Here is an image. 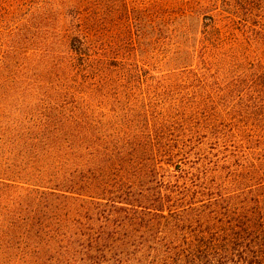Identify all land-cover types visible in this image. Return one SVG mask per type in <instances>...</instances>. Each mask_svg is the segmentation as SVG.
<instances>
[{"label":"trees","instance_id":"1","mask_svg":"<svg viewBox=\"0 0 264 264\" xmlns=\"http://www.w3.org/2000/svg\"><path fill=\"white\" fill-rule=\"evenodd\" d=\"M249 7L240 24L205 22L200 71L188 78L212 64L209 45L221 59L264 42V18ZM78 22L56 92L82 66L126 84L113 42L98 47L92 23ZM250 65L238 81L161 98L159 109L149 92L117 133H100L87 98L25 123L0 148V264H264V119L250 117L264 107V62ZM209 141L223 158L203 151Z\"/></svg>","mask_w":264,"mask_h":264},{"label":"rangeland","instance_id":"2","mask_svg":"<svg viewBox=\"0 0 264 264\" xmlns=\"http://www.w3.org/2000/svg\"><path fill=\"white\" fill-rule=\"evenodd\" d=\"M247 4L252 19L264 18V0H0V148L25 123L86 106L76 104L82 98L93 105L90 115L98 120L100 133H117L130 129V122L132 128L149 92L159 97L153 105L159 109L161 98L244 78L251 62H264V42L251 48L241 42L236 52L221 59L209 45L212 64L203 77L193 81L187 76L192 69L200 71L197 56L205 22L236 19L240 24ZM79 18L92 23L98 47L106 49L113 42L111 55L117 58L111 61H125L130 76L126 84L114 80L110 87L107 80L116 74L82 66L73 72L80 85L69 83L66 92H56L71 72L65 63L70 40L79 35ZM93 91L96 96L89 99ZM262 113L264 107L250 117L263 120ZM202 149L225 155L213 141Z\"/></svg>","mask_w":264,"mask_h":264}]
</instances>
